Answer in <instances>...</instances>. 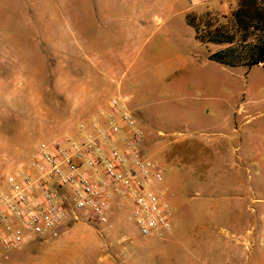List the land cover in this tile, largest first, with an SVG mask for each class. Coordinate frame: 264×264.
Here are the masks:
<instances>
[{
  "label": "rangeland",
  "instance_id": "374dc122",
  "mask_svg": "<svg viewBox=\"0 0 264 264\" xmlns=\"http://www.w3.org/2000/svg\"><path fill=\"white\" fill-rule=\"evenodd\" d=\"M236 1L0 0V176L41 141L84 140L121 98L175 193L166 236L141 237L126 212L105 230L81 215L67 238H35L5 264H101L81 246L88 225L105 264H264V64L248 63L261 34L242 41ZM188 15L236 40L200 42ZM232 47L241 62L213 57ZM224 197L241 212L216 213Z\"/></svg>",
  "mask_w": 264,
  "mask_h": 264
},
{
  "label": "built area",
  "instance_id": "2783aa9c",
  "mask_svg": "<svg viewBox=\"0 0 264 264\" xmlns=\"http://www.w3.org/2000/svg\"><path fill=\"white\" fill-rule=\"evenodd\" d=\"M217 1L227 9L237 5ZM164 183L143 130L125 102L114 98L105 124L95 125L84 140L41 141L23 169L0 176V260L31 235L57 236L60 226L79 222L81 215L107 225L115 208L126 212L141 237H163L172 229L174 197Z\"/></svg>",
  "mask_w": 264,
  "mask_h": 264
},
{
  "label": "trees",
  "instance_id": "16d2710c",
  "mask_svg": "<svg viewBox=\"0 0 264 264\" xmlns=\"http://www.w3.org/2000/svg\"><path fill=\"white\" fill-rule=\"evenodd\" d=\"M234 19L238 30L245 35L242 41H246V36L250 31L261 34L258 43L250 46L251 56L248 58V63L250 65L264 64V0H240L239 8L234 13ZM187 22L195 28L196 38L202 43L233 44L236 40V36L230 34L228 30L223 28L212 30L210 24H208L210 30H205L203 33L196 24V18L191 15H188ZM213 57L221 62H225V58L231 57L238 62L242 61V58L236 54V48L233 47L220 51Z\"/></svg>",
  "mask_w": 264,
  "mask_h": 264
},
{
  "label": "crops",
  "instance_id": "0c3cea01",
  "mask_svg": "<svg viewBox=\"0 0 264 264\" xmlns=\"http://www.w3.org/2000/svg\"><path fill=\"white\" fill-rule=\"evenodd\" d=\"M225 9H226V7H225ZM195 38H196V32H195ZM192 143H193V147L198 144V143L194 144V142H192ZM195 147H197V146H195ZM202 164L204 165L205 162L200 161V162L197 163V166L198 167L199 166H202ZM234 178H237V177L235 176ZM169 180H170L169 178H165V183L161 187H165L168 190L170 189V191H172V193H174V191L172 190V188H170V186H169V183H170ZM197 180H198V183H200V184L203 183V182H205V179L204 178H201V177H198ZM207 180H208L209 183H212V180L211 179H207ZM173 199H175V193H174V197L170 200V203H171V201H173ZM240 205H241V203L240 204L235 203V199H231L230 197H224V201L221 203V206H214L213 208L214 209H219L216 212L218 214L235 215V214H238V213L241 212L240 211V209H241V206ZM171 206H172V204H171ZM116 212L118 213V211L115 208L114 212L112 213V216H114L116 214ZM76 223L77 222H74V223H66V224L60 226L57 229V236L44 237L43 240H47V239H50V238H57V237H60V236H64V237L67 238L68 236H70L75 231ZM97 225L98 226H101L103 228V225H100V224H97ZM91 227L92 226H89L88 225V228L89 229L87 228L88 231H89V234H90V238H89L88 242H85L83 244L81 243V246L84 249H87L89 251V253L92 255V256H90L91 258L97 259V261L99 263H101V264H105L108 261V257L102 255V247H103V245L100 242V240H99V238H98V236L96 234V231L93 228H91ZM166 234H168V233H166ZM166 234H165V236H166ZM35 238L42 239V237L32 236L31 238L28 239V241L25 244L29 243L30 241H32ZM151 238H154V237H151ZM145 239H150V238H145ZM128 247L131 248L132 246L131 245H128ZM6 259H7V255L5 254L3 256V258H1L0 261L1 262H4V260H6ZM4 264H5V262H4Z\"/></svg>",
  "mask_w": 264,
  "mask_h": 264
}]
</instances>
